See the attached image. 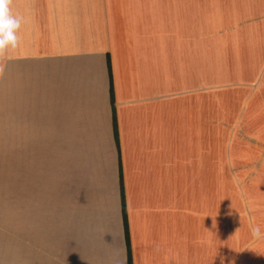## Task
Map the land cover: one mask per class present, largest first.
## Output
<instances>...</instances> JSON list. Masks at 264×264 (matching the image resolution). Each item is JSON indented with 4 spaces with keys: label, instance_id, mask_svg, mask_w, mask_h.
<instances>
[{
    "label": "crops",
    "instance_id": "0c3cea01",
    "mask_svg": "<svg viewBox=\"0 0 264 264\" xmlns=\"http://www.w3.org/2000/svg\"><path fill=\"white\" fill-rule=\"evenodd\" d=\"M10 8L0 173L22 264H127L120 177L132 264H264V0Z\"/></svg>",
    "mask_w": 264,
    "mask_h": 264
},
{
    "label": "rangeland",
    "instance_id": "374dc122",
    "mask_svg": "<svg viewBox=\"0 0 264 264\" xmlns=\"http://www.w3.org/2000/svg\"><path fill=\"white\" fill-rule=\"evenodd\" d=\"M5 182V173L2 172L0 173V250H2L0 264H22L21 248L20 250L18 248V245L21 246L22 221L21 219H18L17 214L14 223L12 221H7ZM12 223L15 228L13 229L14 231H12L11 228L13 227ZM10 232L11 236H9ZM12 232H14V236L12 235ZM9 237H14L13 240L9 241L10 243H8V240H10Z\"/></svg>",
    "mask_w": 264,
    "mask_h": 264
},
{
    "label": "clouds",
    "instance_id": "9594fccd",
    "mask_svg": "<svg viewBox=\"0 0 264 264\" xmlns=\"http://www.w3.org/2000/svg\"><path fill=\"white\" fill-rule=\"evenodd\" d=\"M10 5L11 0H0V76L6 67L4 58L18 49L21 43L19 32L22 20L12 13ZM259 231L254 229L253 234L258 235Z\"/></svg>",
    "mask_w": 264,
    "mask_h": 264
},
{
    "label": "trees",
    "instance_id": "16d2710c",
    "mask_svg": "<svg viewBox=\"0 0 264 264\" xmlns=\"http://www.w3.org/2000/svg\"><path fill=\"white\" fill-rule=\"evenodd\" d=\"M107 68L110 76V61L109 58L107 59ZM110 102H111V109H112V128H113V136L118 147V132L116 126V117H115V110H114V98H113V89L112 85L110 86ZM120 200H121V211H122V223H123V233L124 239L126 244V252H127V264H132L131 261V251H130V241H129V230H128V223H127V215H126V207H125V200H124V192L122 186V180L120 177Z\"/></svg>",
    "mask_w": 264,
    "mask_h": 264
}]
</instances>
